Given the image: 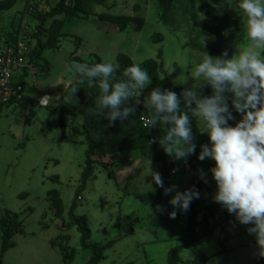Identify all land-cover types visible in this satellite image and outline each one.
<instances>
[{"label": "rangeland", "instance_id": "374dc122", "mask_svg": "<svg viewBox=\"0 0 264 264\" xmlns=\"http://www.w3.org/2000/svg\"><path fill=\"white\" fill-rule=\"evenodd\" d=\"M26 1L17 0L11 9L1 13L0 37L14 32ZM135 5L139 6V11L134 10ZM109 6L112 15L143 18L142 30L137 32L130 25L121 32L99 22L97 16L107 11L100 6L94 7L89 18L65 19L59 48L43 53L49 64L48 74L44 76L34 70V75L29 74L24 81V96L37 100L34 116L28 120V104L11 106L0 113V219L5 211L12 212L18 215L23 227V232L12 238L14 246L2 256L0 252V264H64L59 248L51 244L62 237H67L64 245L73 253L68 264H86L91 251L81 247L79 232L69 224L68 213L73 204L74 214L88 221L90 243L114 242L98 264H167L169 251L187 239V212L178 210L175 222H167L165 212L164 219L154 222L150 205L136 198V194L159 189L150 173L161 175L164 170L162 163L150 161L139 150L122 151L94 164L93 176L79 193L81 200H76L85 161L84 139L78 134L82 121L79 116L66 117L63 127L53 110L76 77L68 63L78 41H81L78 55L86 60H94L97 55L103 63H113L116 54L121 52L129 55L142 70V63L157 59L161 51L163 71L170 74L174 66H178L181 73L174 83L187 87L195 83L190 75L205 56L185 45L190 41H206L199 33L203 16L197 10L192 11L186 0H175L165 22L160 20L156 0H111ZM222 13L230 18L227 47L231 58L239 51L251 49L264 59L261 54L264 48H256L247 38L246 18L235 8V0L229 1ZM26 18L31 25L35 24L30 17ZM157 34L163 37L162 42H153ZM151 87L149 80L142 93L147 96ZM204 88L197 89L202 96ZM44 97H47L45 101ZM180 108L186 111L182 99ZM192 119L199 133L193 140L196 153L186 162L176 161L165 153L167 172L184 165L191 171L184 176L177 170L175 175H168L164 186L175 185L176 190L181 191L190 185L193 176L200 177L202 169L207 173L206 185L215 193L216 185L208 171L211 166L196 164L200 146L208 143V136L201 133L196 118ZM240 119L235 116L233 122ZM154 131L160 144L164 130L156 125ZM51 191L58 192L61 198V219L56 218L50 208L48 193ZM173 195L174 192L164 196L167 209ZM201 217L202 213L198 219ZM251 227L253 225L238 223L234 217L223 227H216L195 249H183L180 257L183 261H192L201 254L208 258L205 264H253L259 245L255 235L248 232Z\"/></svg>", "mask_w": 264, "mask_h": 264}, {"label": "trees", "instance_id": "16d2710c", "mask_svg": "<svg viewBox=\"0 0 264 264\" xmlns=\"http://www.w3.org/2000/svg\"><path fill=\"white\" fill-rule=\"evenodd\" d=\"M16 1L17 0L0 1V22L1 13L11 9L16 4ZM110 1L111 0H27L20 14L21 20L30 17L35 21L33 28L35 33L30 32L27 34L28 42L31 45L28 61L33 65L35 73L39 72L44 76L48 74L49 64L43 58V53L48 50H57L59 48L60 39L63 37L61 31L64 25V20L76 17L89 18L93 15L95 6L104 7L107 10L105 13H101L97 16L99 22L110 24L121 32L130 25H132L137 32L142 30L144 26L143 18L110 14L109 11L112 9L109 6ZM156 1L160 20L165 22L167 19L166 17L172 10L175 0ZM229 1L231 0H186V4L192 11L197 10L198 13L202 14L203 22L199 33L201 37L206 38L205 42L190 41L185 44L186 46H190L201 54H207L211 57H221L226 52V58L231 59V52L227 47L230 18H228L225 13H222V10L226 8ZM189 8L186 9V12H189ZM29 9H31V11H29ZM134 10L139 11V6L135 5ZM19 26L20 23L13 28V33L5 38L1 37L2 42L5 45L15 44L17 42ZM235 31L238 33L237 27H235ZM162 41L163 37L159 34L153 37V42ZM78 42L79 44L76 45L68 63L71 69V64L73 62L86 63L90 66L96 63H103L97 55H94V60H86L78 55L81 41L79 40ZM261 54L264 58V50ZM161 58L162 53L159 51L157 59H148L142 63L144 71L149 74L152 84L150 92L158 87L161 90L167 89L173 91L178 97H181L184 89L189 87L185 85L179 86L174 83V80L181 73L180 68L175 65L172 73H165L163 71ZM112 64L120 65L119 70L114 75L118 80H123L126 79L123 77L124 69L135 63L129 55L119 52L116 54L115 61ZM28 75L29 73L24 71L18 76V79L15 78L13 82L24 86L25 78ZM98 85L99 81L97 80L93 86H89L87 80L83 79L82 82V78L76 73V77L70 83L69 88L65 90L57 101L53 110V113L60 118L61 126L63 127L65 126L66 117L76 118L79 116L82 121L81 129L78 131V134L83 136L84 139L85 161L76 197H79V193L92 178L94 164L99 163L101 159L107 156L115 155L122 151L139 150L150 161L162 163L164 170L161 177L165 184L169 175V172H167L165 168L166 154L157 141L154 128H144L140 121V117L148 113V110L143 104L145 94L141 92L139 97H133L127 102L126 106L134 107L135 111L126 120L110 122L106 118L107 110H104L105 114H97L98 109L95 101L100 94ZM72 88L77 89L73 93V98L70 94ZM210 94L211 89L205 86L203 95L206 96ZM137 100L139 103L136 102ZM27 104L29 105L28 120L30 121L34 116V106L37 105V100H31L24 96L23 101L19 105L26 106ZM229 104L231 106L230 100ZM2 110L4 109L0 107V113ZM233 115L234 117L241 118L240 114L235 112H233ZM190 123L193 137H196L199 133L192 118H190ZM229 124L234 126L235 123L230 121ZM196 164L213 167L214 161L210 159L200 161L197 159ZM186 173L184 172L181 174L185 176ZM192 187L200 193V198L193 200L187 211V239L169 251L167 264H205L208 258L201 254H197L192 261H183L180 257V253L183 249H195V245L209 237L216 227H223L227 221L235 217L234 215L227 213L221 205L213 201L215 193L199 176H193L190 185L184 187L181 192ZM164 196V190L162 188L145 194H136V198L139 201L150 205L154 222L164 219V213L167 210L164 203ZM48 197L50 208L53 210L56 218L61 219L63 215V205L58 192L51 191L48 193ZM200 213H202V217L201 219H198ZM68 215L70 218V226L76 227L80 234L81 247L85 250L91 251V257L86 264H98L104 258L105 250L111 247L114 242H109L104 245L90 243L88 221L85 217L74 214V204ZM0 230V252L2 256L3 253L14 246L12 242L13 236L23 232L22 222L18 219V215L5 211L3 217L0 219ZM65 242H67V237H62L60 240L58 239L57 242H52L51 244L59 248L63 263L68 264L73 257V253L69 251L66 245H64ZM259 253L260 247L258 248L257 260L253 264H264V257Z\"/></svg>", "mask_w": 264, "mask_h": 264}, {"label": "clouds", "instance_id": "9594fccd", "mask_svg": "<svg viewBox=\"0 0 264 264\" xmlns=\"http://www.w3.org/2000/svg\"><path fill=\"white\" fill-rule=\"evenodd\" d=\"M235 8L246 18L248 40L256 48H264V0H235ZM226 57V52L221 57L205 54L190 75L195 83L180 98L173 91L154 88L143 101L148 110L144 120L148 128L159 125L164 130L160 144L165 153L186 162L196 152L190 123V118H196L201 133L208 136L197 159L214 161L208 170L216 185L213 201L238 223L253 225L248 232L255 235L264 257V59L251 49ZM71 67L89 86L99 81L97 114L107 110L110 122L124 121L133 114L135 108L126 104L139 97L150 80L136 64L124 69L123 80L114 75L119 64L73 62ZM203 86L211 89L210 95L202 96L197 90ZM76 90H70L72 98ZM181 99L186 111L180 108ZM233 112L241 116L234 126L229 124L235 121ZM150 174L164 195L175 193L169 200L170 218H175L177 210L187 212L192 201L200 198L194 187L182 192L175 185L165 188L158 172ZM199 174L202 180L207 176L202 169Z\"/></svg>", "mask_w": 264, "mask_h": 264}, {"label": "built area", "instance_id": "2783aa9c", "mask_svg": "<svg viewBox=\"0 0 264 264\" xmlns=\"http://www.w3.org/2000/svg\"><path fill=\"white\" fill-rule=\"evenodd\" d=\"M29 11H31V9H29ZM33 28L34 25L29 24L26 19H22L17 34V42L15 44L5 45L0 37V107H2V109L18 106L23 101V86L13 82L17 75L19 74L20 76L24 71L34 75V67L28 61L31 45L27 38V34L30 32L35 33ZM66 88H68V85ZM145 116H147V114L142 115L140 121L144 128H148L144 120ZM150 128H154V126ZM177 170L180 173H186L190 171V168L185 165ZM177 170L171 169L169 175H175ZM76 200H81V197H77ZM171 211L172 206L170 205L165 213V220L167 222H175L178 219V212L175 218H170L168 213Z\"/></svg>", "mask_w": 264, "mask_h": 264}, {"label": "crops", "instance_id": "0c3cea01", "mask_svg": "<svg viewBox=\"0 0 264 264\" xmlns=\"http://www.w3.org/2000/svg\"><path fill=\"white\" fill-rule=\"evenodd\" d=\"M26 20L28 21V18H26ZM28 23H29V21H28ZM29 24H31V23H29Z\"/></svg>", "mask_w": 264, "mask_h": 264}, {"label": "water", "instance_id": "95a60500", "mask_svg": "<svg viewBox=\"0 0 264 264\" xmlns=\"http://www.w3.org/2000/svg\"><path fill=\"white\" fill-rule=\"evenodd\" d=\"M47 97H44V101L46 100Z\"/></svg>", "mask_w": 264, "mask_h": 264}]
</instances>
